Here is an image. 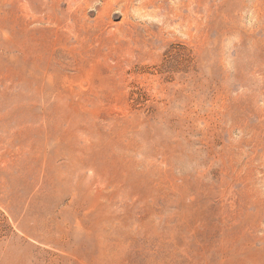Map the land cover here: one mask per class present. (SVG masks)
<instances>
[{
  "label": "rangeland",
  "instance_id": "1",
  "mask_svg": "<svg viewBox=\"0 0 264 264\" xmlns=\"http://www.w3.org/2000/svg\"><path fill=\"white\" fill-rule=\"evenodd\" d=\"M0 264H264V0H0Z\"/></svg>",
  "mask_w": 264,
  "mask_h": 264
}]
</instances>
